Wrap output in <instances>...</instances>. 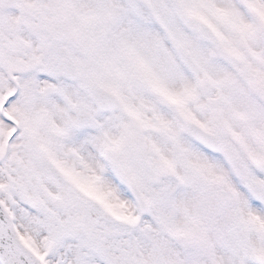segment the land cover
I'll list each match as a JSON object with an SVG mask.
<instances>
[{"label": "snow or ice", "instance_id": "snow-or-ice-1", "mask_svg": "<svg viewBox=\"0 0 264 264\" xmlns=\"http://www.w3.org/2000/svg\"><path fill=\"white\" fill-rule=\"evenodd\" d=\"M0 264H264V0H0Z\"/></svg>", "mask_w": 264, "mask_h": 264}]
</instances>
